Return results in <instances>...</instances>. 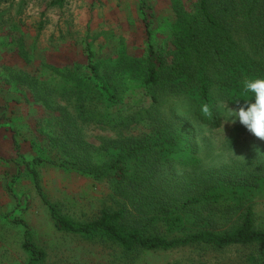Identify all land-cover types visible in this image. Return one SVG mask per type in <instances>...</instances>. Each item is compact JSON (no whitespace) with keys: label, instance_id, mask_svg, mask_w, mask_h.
<instances>
[{"label":"rangeland","instance_id":"rangeland-1","mask_svg":"<svg viewBox=\"0 0 264 264\" xmlns=\"http://www.w3.org/2000/svg\"><path fill=\"white\" fill-rule=\"evenodd\" d=\"M235 1L243 7L252 0ZM142 2L151 23L152 44L169 60L180 52L177 39L186 22H193L192 32L199 25L206 29L197 22L198 0H0V264H28L22 247L24 228L15 222L20 219L47 252L45 264H264V245L193 244L124 258L122 249L102 238L59 231L34 187L26 162L38 172L50 202L76 223L95 219L117 197L106 180L61 165L65 154L52 141L51 130L65 111L78 139L94 148L93 162L104 167L116 159V141L129 144L150 132L137 124L130 128L119 124L130 114L144 113L151 104L143 84L150 41ZM244 18L242 11L234 20L235 45L252 43L253 36L241 28ZM90 51L95 62H108L115 80L111 91L120 92L116 100L103 98L104 105L98 97L92 99L95 112L104 113L111 106L105 122L83 121L75 104L65 100L69 96L56 92L55 87L63 84L52 81L57 69L73 68L76 75L86 71ZM158 93L163 101L153 112L172 125L167 133L179 140L168 146L182 153L172 162L173 156L167 159L171 168L165 181L207 199L208 209L202 210L212 215L179 235L232 231L249 207L257 228L264 229V140L239 122L224 125V135L222 122L215 127L195 116L187 98L164 99L165 94ZM141 156L130 158L131 170L133 161L141 170L154 163V157ZM37 158L45 162L38 164ZM55 158L56 164L51 162Z\"/></svg>","mask_w":264,"mask_h":264},{"label":"trees","instance_id":"trees-1","mask_svg":"<svg viewBox=\"0 0 264 264\" xmlns=\"http://www.w3.org/2000/svg\"><path fill=\"white\" fill-rule=\"evenodd\" d=\"M198 4L197 22L205 25L206 29L199 25L192 32L193 22H186L177 39L180 52L169 60L152 44L151 23L144 10L146 5L141 3L150 41L143 84L149 91L151 104L147 110L143 109L144 113L130 114L119 124L123 128L137 124L150 132L132 139L129 144L116 141V159L104 167L93 162L94 148L78 139L79 133H75L71 122L66 121L68 115L65 111L60 113V119L52 126V141L65 154L61 165L75 168L96 180H106L117 196L111 205L104 207L95 219L86 223H76L62 216L57 206L44 194L38 172L25 161L34 187L59 231L102 238L122 249L124 258L129 259L140 251L171 250L193 244L218 248L264 245V229L257 228L255 213L250 207L242 215L241 224L232 231L218 233L198 230L179 235L190 225L211 220L212 215L210 210L207 215L202 210L208 209L207 199L192 194L186 186L165 181L166 171L171 168L166 164L167 159L173 156L172 162L182 153H176L168 146L170 141L179 140V137L167 133V128L172 125L153 112L163 101L158 92L165 94L164 99L173 95L179 99L187 98L188 102L185 103L195 107V116L218 127L222 118L216 107V98L228 90L238 89L246 78L264 76V0H252L243 7L235 0H198ZM242 11L245 12V20L241 22V28H246L248 34L253 36L251 45L239 46L232 42L234 20ZM93 56L90 51L86 71L76 75L73 68L66 71L57 69L52 73V81L63 84L55 87L56 92L59 91L62 97L69 96L65 100L75 104L73 108L83 121L105 122L111 106H107L104 113L95 112L92 99L98 97L100 105H104L103 98L116 100L120 92L111 91L115 80L109 75L108 62H95ZM36 96L39 98L38 94ZM204 104L209 105L211 116L203 114L201 109ZM180 140L185 138L181 137ZM18 154L22 157L20 152ZM143 154L154 157V163L150 162V166L141 170L133 161L135 169L131 170L130 158L138 156L143 159ZM34 161L41 164L45 159L37 158ZM51 162L56 164L58 159ZM15 222L24 228L22 247L28 254V264H45L47 252L35 241L29 224L21 219Z\"/></svg>","mask_w":264,"mask_h":264},{"label":"clouds","instance_id":"clouds-1","mask_svg":"<svg viewBox=\"0 0 264 264\" xmlns=\"http://www.w3.org/2000/svg\"><path fill=\"white\" fill-rule=\"evenodd\" d=\"M216 107L222 118L224 135V125L239 122L248 132L264 140V76L244 79L238 89L228 90L218 96ZM201 110L204 115L211 116L208 104L202 105Z\"/></svg>","mask_w":264,"mask_h":264}]
</instances>
